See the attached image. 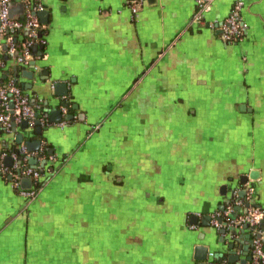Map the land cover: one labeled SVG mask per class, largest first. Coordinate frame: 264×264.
<instances>
[{
	"label": "crops",
	"instance_id": "0c3cea01",
	"mask_svg": "<svg viewBox=\"0 0 264 264\" xmlns=\"http://www.w3.org/2000/svg\"><path fill=\"white\" fill-rule=\"evenodd\" d=\"M28 1L48 13L42 50L18 64L0 37V61L44 101L48 126L0 134V152L40 143L34 200L23 178L0 176V264H204L196 247L232 243L242 259L258 228L220 235L206 217L246 185L237 216L264 211V0H243L237 45L216 28L234 0H214L201 23L193 0H142L135 18L128 0Z\"/></svg>",
	"mask_w": 264,
	"mask_h": 264
},
{
	"label": "built area",
	"instance_id": "2783aa9c",
	"mask_svg": "<svg viewBox=\"0 0 264 264\" xmlns=\"http://www.w3.org/2000/svg\"><path fill=\"white\" fill-rule=\"evenodd\" d=\"M16 1H20L24 5V13L21 19H12L8 15L10 3ZM193 1L196 10L191 22L201 23L206 13L210 11L214 0ZM127 3L132 18H135L142 6V0H128ZM243 6V0H234L228 16L216 26L220 32L221 40L226 44H240L246 36L247 27L242 19ZM42 9L41 5L34 4L28 0H0V37L5 40L7 55L14 57L18 64L26 65L32 59L30 50L42 42L40 32L43 31L44 27L36 16V13L42 11ZM21 32H26L27 39L22 44V55L15 57L14 35L19 33L21 35ZM2 67L3 63L0 61V68ZM43 104L44 101L42 99L30 100L24 91L13 83L7 86L0 85V134L9 133L12 124L20 125L23 121L27 122L28 128L36 127V121L39 127H47L46 115H39ZM60 110L62 114H66V110L63 107ZM64 124L66 123L62 121L58 126L63 127ZM31 156L33 155L23 144L15 151L0 152V176L3 179L11 176L12 184L16 188L19 186L21 178L30 179L31 187L27 190L19 191L21 196L27 199L28 202L36 198L40 189L37 185L40 177L39 172L27 165V160ZM6 157L11 158V167L4 165L3 160ZM14 172H17V175ZM239 191L241 192V190L237 189L232 192L231 201L222 211L216 210L209 214V222L212 227L218 230L228 225L240 227L248 224L249 227L256 230L257 224L264 216V211L259 208L250 207L249 204H246L248 207L245 206V214L238 216L236 220L229 219V215L233 213L235 208L244 205L243 201L237 196ZM243 192L248 200L253 193V187L246 185ZM200 217L199 214H196V218ZM189 229H196V225H189ZM207 259L204 264H228L226 262L218 263L214 260L213 253H208ZM247 264H264V237L253 236L250 260Z\"/></svg>",
	"mask_w": 264,
	"mask_h": 264
},
{
	"label": "water",
	"instance_id": "95a60500",
	"mask_svg": "<svg viewBox=\"0 0 264 264\" xmlns=\"http://www.w3.org/2000/svg\"><path fill=\"white\" fill-rule=\"evenodd\" d=\"M15 7L19 9V13L20 15L17 16V17H13V14H14V11H15ZM23 13H24V5L23 4H14V3H10L9 5V10H8V15L10 18L12 19H21L23 17ZM36 16L38 17L40 23L42 24H47L48 22V13L46 11H40V12H37L36 13ZM6 50V45L3 47V51ZM42 50V46H35L32 48V51L33 52H36V51H41ZM32 74H30V77ZM15 85H17V83H15ZM23 90H29L31 89V85L28 84V85H22L21 86ZM46 105V104H45ZM12 106V104H11ZM61 114H60V111L57 110L55 112H52L48 115V118H49V122H52V121H57L59 122L61 119ZM65 119L67 120H71L72 119V116L69 115V116H65ZM20 128L22 129H27L28 128V125H27V122L23 121L22 123H20ZM17 125L15 124H12L11 125V130H13V132L15 131ZM40 127L38 126V122L36 121V128H35V132L37 134H40ZM21 140H22V136L21 135H17L16 136V143L18 145H20L21 143ZM39 142L36 141V142H27L25 143V146L27 147L28 150L32 151V150H35L38 146H39ZM3 163L5 166L7 167H11L12 165V160L10 157H6L4 158L3 160ZM29 164L30 165H33L34 164V159L31 158L29 159ZM258 178V172L256 171H253L250 173L249 175V179L251 180H256ZM8 180H12V177L11 176H8L7 177ZM241 182L243 184H245L247 182V178H242ZM31 186V181L29 178H23L21 181H20V187L22 189H29ZM244 194V192H241V195L242 196ZM219 210H223V207L221 206L219 208ZM241 210L240 208H235L233 213H231L229 215V219L230 220H236L237 219V213H239ZM244 214L246 213V210H244L243 212ZM206 220L208 221V217H206ZM190 223L194 224L196 223V218L194 217H191V220H190ZM243 229H247L249 228V225L248 224H244ZM257 228L259 230V233L257 234V237H261V234L264 233V216L263 218L259 221V223L257 224ZM228 231H230L232 233V235H235V228L234 226L233 227H228L226 228ZM226 229L225 228H222L219 230V234L220 235H224L225 232H226ZM253 229V228H251ZM246 239H249V242L248 243H240L239 244V249H240V255L243 257L242 259H239L238 255L236 254V252L233 251V243L232 244H228L227 245V251L224 253H217L214 258H218V261L219 262H222V261H226L228 264H247V262H249L250 260V249H251V246H252V239L250 240V236H246ZM236 241V240H235ZM207 248L206 247H203V246H198L195 248V258L197 260H200V261H204L206 259V256H207Z\"/></svg>",
	"mask_w": 264,
	"mask_h": 264
},
{
	"label": "trees",
	"instance_id": "16d2710c",
	"mask_svg": "<svg viewBox=\"0 0 264 264\" xmlns=\"http://www.w3.org/2000/svg\"><path fill=\"white\" fill-rule=\"evenodd\" d=\"M26 33V32H25ZM43 33V31H41L40 32V34H42ZM20 34V33H19ZM19 34H15L14 35V45H15V57H19V56H21L22 55V53H23V50H22V44L26 41V35L24 36V33L23 32H21V36L23 37L22 38V40H19ZM31 51V53L34 55V57L36 56L34 53H33V51L32 50H30ZM6 56H7V54H5ZM5 55H3L2 57H1V62L3 63V67L2 68H0V85H2V86H7L8 84H10V83H13V84H15L14 83V81L12 80V75H13V73H12V71L10 70V68H8L7 66H6V61H4V58H5ZM5 75H7V76H5ZM16 86H18L20 89H22L18 84L16 85ZM23 90V89H22ZM24 91V90H23ZM24 93L26 94V92L24 91ZM45 114V106H43L42 105V108H41V110L39 111V115L41 116V115H44ZM35 128L36 127H34L33 129V132L35 133ZM14 151H15V149H14ZM8 152H10V151H8ZM43 155L45 156L46 154H47V149H46V147L43 149ZM15 174L17 173V172H14ZM5 180H7V177L6 178H4ZM39 187V186H38Z\"/></svg>",
	"mask_w": 264,
	"mask_h": 264
}]
</instances>
